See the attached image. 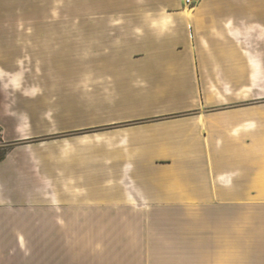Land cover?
I'll use <instances>...</instances> for the list:
<instances>
[{
    "label": "crops",
    "instance_id": "0c3cea01",
    "mask_svg": "<svg viewBox=\"0 0 264 264\" xmlns=\"http://www.w3.org/2000/svg\"><path fill=\"white\" fill-rule=\"evenodd\" d=\"M65 1L28 26L29 58L113 65L90 88L112 99L91 103L85 122L75 103L73 122L42 143L28 141L34 116L13 114L33 109L2 107L0 264H147L162 248L186 264H264V0H146L87 37L82 0ZM127 209H184L191 226L97 230ZM227 209L237 232L206 226Z\"/></svg>",
    "mask_w": 264,
    "mask_h": 264
},
{
    "label": "rangeland",
    "instance_id": "374dc122",
    "mask_svg": "<svg viewBox=\"0 0 264 264\" xmlns=\"http://www.w3.org/2000/svg\"><path fill=\"white\" fill-rule=\"evenodd\" d=\"M145 2L147 3L146 0H82L83 35L88 36L86 31L90 24H106L110 23V19L113 18L122 19L123 9L132 10L144 7ZM64 6L73 8L72 0L71 4L69 0H66ZM47 7L48 0H0V119L9 114L1 110L4 106L18 107L21 110L33 109L30 112L13 113L18 115L19 120H24L29 115L34 116L33 130L40 136L28 140L31 143L58 139L61 135L58 131L63 129V126L73 122L72 110L75 103L82 106L81 120L85 122L90 119L89 106L91 103L104 104L108 99H112V96L105 94L103 90L98 95L91 96L90 88L91 85L96 84V81L105 84L107 79H111L112 73H106L105 68L113 65L89 63L53 65L31 61L32 58H29L31 43L27 39V35H31V33L27 31L28 26L33 23L45 22L47 17L43 15V11L47 10ZM109 11L118 14L112 17L97 15ZM100 18H103V21L97 22ZM136 50L131 49V52H136ZM79 80H81L80 92ZM62 104H65L67 111H60L59 105ZM68 134L66 133V135ZM2 136L0 126V158L8 150L6 144L3 143ZM137 211L134 212L133 209L124 210L123 215L127 216L125 223H99L97 230L147 231L160 234L185 232L191 226L186 222L184 209ZM197 215L201 216V213ZM207 215V213L204 214V216ZM220 215L224 216L226 221L223 220L221 223L207 222L206 226H209L213 231L237 232V209L222 210ZM143 216H146V219L149 216L153 217L150 222L144 223ZM233 217H236V223L232 222L231 218ZM196 227L201 228L202 224ZM158 251L161 253L147 257V264H186L184 256L172 255L169 249L162 248ZM196 258L195 262L199 260V264H201L202 257ZM205 258L208 257H204V260H206ZM131 260L133 259L131 258ZM209 260L210 264H237V255H210Z\"/></svg>",
    "mask_w": 264,
    "mask_h": 264
},
{
    "label": "built area",
    "instance_id": "2783aa9c",
    "mask_svg": "<svg viewBox=\"0 0 264 264\" xmlns=\"http://www.w3.org/2000/svg\"><path fill=\"white\" fill-rule=\"evenodd\" d=\"M187 2H189V3H190V0H187Z\"/></svg>",
    "mask_w": 264,
    "mask_h": 264
}]
</instances>
